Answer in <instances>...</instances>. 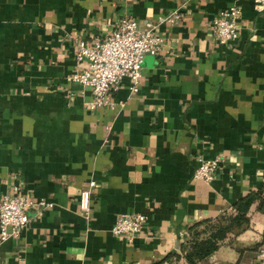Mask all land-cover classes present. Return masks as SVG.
<instances>
[{
    "label": "crops",
    "instance_id": "crops-1",
    "mask_svg": "<svg viewBox=\"0 0 264 264\" xmlns=\"http://www.w3.org/2000/svg\"><path fill=\"white\" fill-rule=\"evenodd\" d=\"M231 3L238 37L220 44L211 21ZM174 9L184 15L158 25L163 43L144 55L138 91L122 79L114 108L90 107V89L70 78L85 66L77 44L103 39L121 16L143 26ZM216 155L213 180L194 178L198 157ZM90 182L84 217L78 197ZM15 186L50 206L28 211L21 234L0 244V264H189L180 247L198 222L204 234L222 230L200 264H264V208L255 200L246 221L233 219L243 196L264 197V7L0 0V196ZM135 212L145 215L135 240L114 236L117 215Z\"/></svg>",
    "mask_w": 264,
    "mask_h": 264
},
{
    "label": "built area",
    "instance_id": "built-area-1",
    "mask_svg": "<svg viewBox=\"0 0 264 264\" xmlns=\"http://www.w3.org/2000/svg\"><path fill=\"white\" fill-rule=\"evenodd\" d=\"M264 7V0H253ZM241 8L236 3L220 9L212 18L211 32L220 44L237 39V21ZM180 10L174 9L161 15L156 23L146 21L140 26L136 19L121 16L115 28L103 39H95L91 44L81 41L77 44L76 59L84 62L82 69H76L71 80L82 87L89 88L92 93L90 107H110L117 104L112 93L118 88L122 79H127L129 89L136 93L141 77V62L146 54L156 55L160 52L163 37L158 33L160 23L174 24L183 17ZM118 104L123 105L120 101ZM222 157L216 155L206 159L199 156L194 170V178L211 182L219 168ZM82 189L78 197V207L84 217L89 216L91 188ZM14 193L0 196V244L9 238H17L29 223V210L44 211L50 203L43 198H34L20 192L15 186ZM145 215L139 212L121 213L117 215L111 233L132 243L142 229ZM183 235V233H180ZM256 258L264 263V243L257 249Z\"/></svg>",
    "mask_w": 264,
    "mask_h": 264
},
{
    "label": "trees",
    "instance_id": "trees-1",
    "mask_svg": "<svg viewBox=\"0 0 264 264\" xmlns=\"http://www.w3.org/2000/svg\"><path fill=\"white\" fill-rule=\"evenodd\" d=\"M255 200L259 201L258 207L264 208V197L262 194L259 191H251L234 204V209L237 207L239 212L233 219H237L238 222L246 221L245 210ZM200 224L201 222H198L188 227L191 237L186 241V244L180 247L183 257L189 264H200L206 259L217 248L216 239H219L222 233L221 228L215 227V229L212 228L213 232L208 235L204 234L205 230H197ZM170 256L172 255L168 254L164 259Z\"/></svg>",
    "mask_w": 264,
    "mask_h": 264
}]
</instances>
